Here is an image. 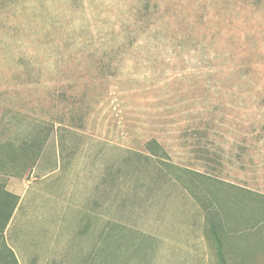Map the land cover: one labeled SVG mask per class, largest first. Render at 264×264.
I'll list each match as a JSON object with an SVG mask.
<instances>
[{"label": "rangeland", "instance_id": "374dc122", "mask_svg": "<svg viewBox=\"0 0 264 264\" xmlns=\"http://www.w3.org/2000/svg\"><path fill=\"white\" fill-rule=\"evenodd\" d=\"M0 158L41 189L31 264H167L205 223L264 264V0H0Z\"/></svg>", "mask_w": 264, "mask_h": 264}, {"label": "crops", "instance_id": "0c3cea01", "mask_svg": "<svg viewBox=\"0 0 264 264\" xmlns=\"http://www.w3.org/2000/svg\"><path fill=\"white\" fill-rule=\"evenodd\" d=\"M35 154L38 158L40 155L35 150L30 154L31 157H34L33 161L35 160ZM148 156L150 158H158V157H151L148 153ZM162 157V156H161ZM160 158V157H159ZM158 158V159H159ZM38 162V159L34 161L32 165V170H34L36 163ZM8 166V161H3V159L0 158V212L1 216H3V212L7 214L9 210L12 207L11 213L8 215V218L5 222V224L0 226V264H31L32 259H29V255L26 253V251L22 250L19 242V236L17 235V232L12 231L15 223V219L17 215L21 212V209L24 205V199L26 198L27 193L32 189L35 188L37 185V179L34 177V174L31 175L30 178H25L23 175L18 174L15 171L9 172V170H6ZM4 167L5 169H3ZM36 189V188H35ZM33 190L31 195L29 196L28 200L25 202L26 206L23 213H29L32 211L35 205V198L37 197V194L41 192V189ZM40 191V192H39ZM73 203L76 206H85L87 207V210L83 211L82 213L76 214V219L80 216L78 219L79 226L74 227L77 228V231L75 232V237L78 238L79 235H81L79 238H83V232L88 228L91 227L92 235L90 244L92 248H96V246L99 248L100 239H105L106 236V229H105V218L102 213V211L97 210L96 216L94 214H89L88 212V205L86 200L81 201L79 198H73ZM22 213V214H23ZM100 217V218H99ZM207 222L208 218L206 217ZM91 220V221H90ZM1 221V218H0ZM90 224V226L88 225ZM114 228V227H113ZM205 231L200 232L199 234H196L194 236H191L189 238V244H198L203 245L204 248H200V250L195 251L190 250L185 254V256H182L183 258H180L178 254H175V256L170 255V252L172 251L169 249L171 246L175 247L176 253L179 251H184L185 246L172 244L171 241L165 242L164 244L167 245L166 251H163V260L167 264H180V261L190 264H229L228 259L230 254H228V250L226 249V244L223 242V246L221 249L220 255L221 258L218 257V250L216 248L214 236L210 232V227L208 226V223H205ZM79 230V232H78ZM110 233L108 236H114L116 238L117 233L115 234V228L112 230L110 229ZM78 232V234H77ZM212 241V244L209 241V238ZM163 242V239H162ZM89 244V248H90ZM237 249L235 251V255L237 260H241L243 256V252L241 249V244L236 246ZM21 249V250H20ZM97 250V248H96ZM81 262V261H80ZM55 263L53 260H49L44 264H52ZM83 264V262L81 263Z\"/></svg>", "mask_w": 264, "mask_h": 264}, {"label": "trees", "instance_id": "16d2710c", "mask_svg": "<svg viewBox=\"0 0 264 264\" xmlns=\"http://www.w3.org/2000/svg\"><path fill=\"white\" fill-rule=\"evenodd\" d=\"M146 150L148 151V153L150 154L151 157H158L159 158L162 155L165 156V154H166L155 140H151L146 144ZM209 227H210L211 234L214 236L216 248L218 250V257L221 258V255L219 252H221L223 243L219 240L217 235L214 233L215 226L212 224V225H209Z\"/></svg>", "mask_w": 264, "mask_h": 264}]
</instances>
